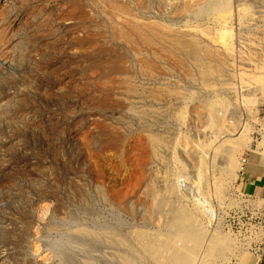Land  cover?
Instances as JSON below:
<instances>
[{"label": "rangeland", "instance_id": "1", "mask_svg": "<svg viewBox=\"0 0 264 264\" xmlns=\"http://www.w3.org/2000/svg\"><path fill=\"white\" fill-rule=\"evenodd\" d=\"M263 108L264 0H0V264H257Z\"/></svg>", "mask_w": 264, "mask_h": 264}, {"label": "crops", "instance_id": "2", "mask_svg": "<svg viewBox=\"0 0 264 264\" xmlns=\"http://www.w3.org/2000/svg\"><path fill=\"white\" fill-rule=\"evenodd\" d=\"M264 127V108H263ZM247 157V163L239 179V187L242 192L253 199L262 200L264 203V152H253ZM258 264H264V258Z\"/></svg>", "mask_w": 264, "mask_h": 264}, {"label": "built area", "instance_id": "3", "mask_svg": "<svg viewBox=\"0 0 264 264\" xmlns=\"http://www.w3.org/2000/svg\"><path fill=\"white\" fill-rule=\"evenodd\" d=\"M247 163V158H244L242 160V165L244 166ZM242 196L244 198L253 199L250 196L242 193ZM258 209V208H257ZM264 208H260L259 211H263ZM251 230H253L254 235L253 239L249 242H244L242 244V248L245 250H250V252H253V255L257 258V264L261 262L264 258V224L262 222H255L253 226H251ZM235 237L238 238V235L235 234ZM237 264H239L237 262Z\"/></svg>", "mask_w": 264, "mask_h": 264}]
</instances>
